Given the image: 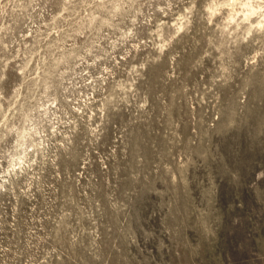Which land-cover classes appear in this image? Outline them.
<instances>
[{"label":"rangeland","instance_id":"374dc122","mask_svg":"<svg viewBox=\"0 0 264 264\" xmlns=\"http://www.w3.org/2000/svg\"><path fill=\"white\" fill-rule=\"evenodd\" d=\"M0 264H264V0H0Z\"/></svg>","mask_w":264,"mask_h":264}]
</instances>
